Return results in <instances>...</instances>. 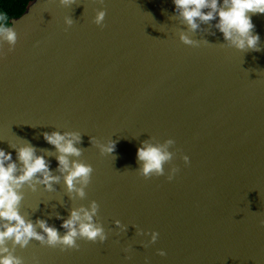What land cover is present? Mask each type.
<instances>
[{
	"label": "water",
	"instance_id": "95a60500",
	"mask_svg": "<svg viewBox=\"0 0 264 264\" xmlns=\"http://www.w3.org/2000/svg\"><path fill=\"white\" fill-rule=\"evenodd\" d=\"M32 3L10 19L19 39L0 57V148L16 159L13 146L29 141L55 173L43 133L81 132L80 159L94 168L87 198L70 199L61 180L51 192L25 187L20 210L63 234L57 214L96 200L108 239L67 251L32 240L16 254L25 264H264V14L252 15L261 50L245 52L227 46L217 21L188 32L173 0ZM105 7L101 28L93 17ZM181 31L199 46L184 44ZM90 137L116 140V158ZM169 137L180 171L171 181V165L140 176V143ZM141 229L158 231L157 241Z\"/></svg>",
	"mask_w": 264,
	"mask_h": 264
},
{
	"label": "clouds",
	"instance_id": "9594fccd",
	"mask_svg": "<svg viewBox=\"0 0 264 264\" xmlns=\"http://www.w3.org/2000/svg\"><path fill=\"white\" fill-rule=\"evenodd\" d=\"M99 3L103 4L104 0H99ZM173 3L178 18L187 25L188 32H195L201 24L217 21L214 27L223 34L227 46L245 52L261 50L260 35L254 31L252 15L264 14V0H173ZM59 4L71 7L76 4V0H59ZM106 15V7L96 9L93 23L101 28L106 27ZM64 22L69 27L75 23L71 15L65 16ZM188 32L181 31L180 40L186 45L199 46L201 42L192 39ZM18 39L15 21L10 20L7 13L0 10V57H6L9 52L14 51ZM5 44L8 45L7 52L4 51ZM43 137L56 150L58 167L55 173L46 156L37 154V148L29 141H25L18 148L13 146L16 159H13L12 152L0 148V221H3L0 224V264H25L24 257L16 254V248H26L32 240L41 245L67 251L79 250V240L103 243L108 239V232L102 220L98 219L100 204L96 200H91L88 205L79 204L72 207L66 219L57 214V218L63 219V234L46 219L33 221L21 212L25 187L36 191L37 187L42 185L46 191L51 192L55 191V185L63 180L69 198L83 200L87 198L86 189L92 182L93 165L80 159L84 151L82 147H78L82 141L81 132L46 131ZM155 139L152 137V140ZM90 142L99 148L102 155H115L116 140L109 139L107 143H103L95 137H90ZM175 144V139L171 137L163 142L142 141L137 149V173L145 179L160 177L166 174L165 165H171L167 172V179L171 181L180 171L179 167L172 163L178 151L172 150ZM182 159L186 164L190 163L188 155H183ZM259 223L264 226V219ZM115 225L122 231L127 227L119 219L115 220ZM138 234L150 235L148 244L155 243L159 237V232L152 230L145 232L141 229ZM158 254L164 256L166 252L159 249Z\"/></svg>",
	"mask_w": 264,
	"mask_h": 264
},
{
	"label": "trees",
	"instance_id": "16d2710c",
	"mask_svg": "<svg viewBox=\"0 0 264 264\" xmlns=\"http://www.w3.org/2000/svg\"><path fill=\"white\" fill-rule=\"evenodd\" d=\"M30 0H0V10L7 13L9 19L23 13Z\"/></svg>",
	"mask_w": 264,
	"mask_h": 264
}]
</instances>
